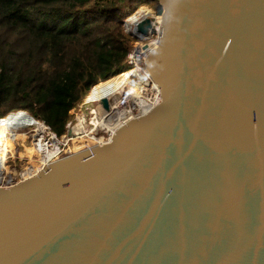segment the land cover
Listing matches in <instances>:
<instances>
[{
    "label": "water",
    "instance_id": "obj_1",
    "mask_svg": "<svg viewBox=\"0 0 264 264\" xmlns=\"http://www.w3.org/2000/svg\"><path fill=\"white\" fill-rule=\"evenodd\" d=\"M155 1L160 102L0 187V264H264V0Z\"/></svg>",
    "mask_w": 264,
    "mask_h": 264
},
{
    "label": "trees",
    "instance_id": "obj_2",
    "mask_svg": "<svg viewBox=\"0 0 264 264\" xmlns=\"http://www.w3.org/2000/svg\"><path fill=\"white\" fill-rule=\"evenodd\" d=\"M155 0H0V118L24 111L58 138L91 88L127 68L124 21Z\"/></svg>",
    "mask_w": 264,
    "mask_h": 264
},
{
    "label": "built area",
    "instance_id": "obj_3",
    "mask_svg": "<svg viewBox=\"0 0 264 264\" xmlns=\"http://www.w3.org/2000/svg\"><path fill=\"white\" fill-rule=\"evenodd\" d=\"M136 12L133 13L132 15H130L129 17L134 16L136 14ZM149 18H151V20H152V29L150 31L149 36L145 39L155 37V43L151 46L153 49L157 45V42H158V39L160 36L161 18H160V16L157 18L150 16ZM141 19L142 18H139L137 20V22H139ZM124 25L128 28V34L129 35H130V33L134 34L133 30L131 31L132 26H131V24H129L127 22V20L124 22ZM131 37L136 41V39L133 36H131ZM146 48H148V46ZM149 50H151V48L148 49V51ZM148 51L146 52V49L139 51L138 49H134V46H133V50L128 55L127 68L124 71H122L121 73H125V72L130 71V70L137 71V73L144 74L147 77V80L149 81V78H148V75L145 71L144 63H143L145 56L148 53ZM139 63L142 65L141 67H139V65H138ZM130 79H132L134 81L137 80L136 78H134V76H132ZM151 84H153V83H151ZM155 94H157V93H154L151 89H146L143 92V96L145 97L146 105L148 107L145 110H143L142 112L140 111V109L138 107L137 108L133 107L134 109H131L130 105L128 103L125 104L126 107L128 104V108H129L128 110H131L132 116H133L132 118L138 117V116L148 112L150 109H152L154 106H156L160 102L161 95H160L159 99H156ZM87 96L84 98L81 105L83 103L88 104L86 101ZM93 110L94 109H91L89 111L92 118H93V114H92ZM109 110L107 112H109ZM133 111H134V113H133ZM16 112H19V111H16ZM16 112H10L5 117H1L0 118V126H1V123L3 121H5L7 118H9L10 116H15ZM32 120L36 123V125L37 124L39 125V129H36V126H31L34 129L33 130V132H34L33 133L34 150L37 153V156L39 158V162H38V165L36 167L29 169L27 171V174L24 177H22V179L20 181L38 174L39 172L44 170L47 166H49L50 164H52L58 160H61L62 158H65V157L71 156L73 154H76V153H79L82 151H86V150L91 149L93 147L101 146V145L108 143L115 133V132H109L106 130H95L93 132L89 131V133H88L87 132L88 128L86 130L85 122L83 125H79V119H78L77 123H72L70 121L67 124L66 133L63 136H61L60 138H58L54 133H51L48 130V128L42 122L35 120V119H32ZM90 122H91V120H90ZM26 127H29V126H26ZM26 127L24 126V127H20V128H26ZM79 129H83V131H79ZM68 131L81 132V134L79 136L78 135L69 136ZM86 133L88 136L86 135ZM5 134L9 138V136L12 133L6 132ZM60 139H62L63 142H60ZM77 139H81V142L77 145V147L71 148L68 145V142L73 141V140H77ZM89 140H91V141L89 142ZM83 141H85V143ZM8 142H9V140H8ZM0 149L5 150L2 146L0 147ZM8 151L9 150L7 148L6 154L8 153ZM7 157H8V155H7ZM2 181L3 180H1V178H0V187H4ZM20 181H18L17 183H19ZM17 183L8 185L7 187H10V186L15 185Z\"/></svg>",
    "mask_w": 264,
    "mask_h": 264
},
{
    "label": "bare ground",
    "instance_id": "obj_4",
    "mask_svg": "<svg viewBox=\"0 0 264 264\" xmlns=\"http://www.w3.org/2000/svg\"><path fill=\"white\" fill-rule=\"evenodd\" d=\"M150 15V10L141 9L134 16L126 19L127 22L131 24V26H133V32L135 36H139V34L134 30V26L137 23V20L139 18H144ZM135 72L137 73V71L130 70L125 72L124 74L120 73V75L118 74L114 78L92 87L89 95L86 98L87 103L98 104L99 101L103 98L108 99L110 103L113 95H119L120 99L118 101L116 100L113 103H110L109 112L103 110L104 113H101L98 108L92 111L93 118L87 125L88 133L89 131L93 132L95 130L115 132V130H117L120 126L132 119V112L131 110L126 109V103L130 105L131 109H134L133 107H138L141 112L145 110L148 107L146 105L145 97L143 96V92L146 89H151L154 93H157L155 94V97L156 99H159L160 92L157 86L149 83L147 77L144 74L137 73L138 82L130 79ZM82 118L83 117L80 118L79 125L84 124V118ZM1 126L3 127L4 134L6 132L13 133L15 129L24 126H36V129H39V125H36V123L22 111L16 112L15 116H10L9 118H7L1 123ZM79 131H83V129H79ZM13 138L14 135L12 134L10 139L5 137L1 145L5 150L0 149V178L1 172L5 169V164L7 162L8 153L6 154V151L7 148L9 150L10 147L8 140H12Z\"/></svg>",
    "mask_w": 264,
    "mask_h": 264
},
{
    "label": "rangeland",
    "instance_id": "obj_5",
    "mask_svg": "<svg viewBox=\"0 0 264 264\" xmlns=\"http://www.w3.org/2000/svg\"><path fill=\"white\" fill-rule=\"evenodd\" d=\"M141 9L150 10V12H151L150 16H153L154 18H157L160 16V15L156 14V5L154 3L144 4L141 7H139L136 11L138 12ZM150 16H147V17H150ZM131 28H132L131 29V31H132L133 26ZM154 43H155V37L149 38V39H142L140 41L136 40L133 43V46H134V49H138L139 51L146 49V52H147L148 49H150V48L152 49L151 46ZM145 44L148 46V48H144ZM138 65H139V67L142 66L140 63ZM121 74H124V73H121ZM117 75H115V76H117ZM115 76L110 77L108 80L114 78ZM135 81L138 82L137 80H135ZM102 83H104V82H102ZM89 93H88V95H89ZM119 99H120L119 95H113L110 103H113L116 100L118 101ZM97 108L100 110L101 113H104V111L101 109L99 104H95V103H88V104L83 103L82 105L80 104L76 109H74L72 111L71 122L77 123L78 119L80 121V118L83 117L85 125H86L85 127L87 130V128H88L87 125L92 118L89 111L91 109L95 110ZM126 109L127 110L129 109L128 104H127ZM133 113H134V111H133ZM33 130H34L33 127L29 126L26 128H18V129H15L13 131L12 135H14V138L12 140H9V142H8L10 147H9V151H8L7 162L5 164V169L1 172V180H3L2 183H3L4 187H7L8 185H11L14 183H17L18 181H20L22 179V177H24L27 174V171L29 169L34 168L38 165L39 158L37 156V153L34 150V141H33V139H34L33 133L34 132H33ZM90 141L91 140H89V142ZM60 142H63L62 139H60ZM80 142H81V139H77V140H73V141L68 142V145L71 148H73V147L75 148V147H77V145ZM83 142L85 143V141H83Z\"/></svg>",
    "mask_w": 264,
    "mask_h": 264
}]
</instances>
